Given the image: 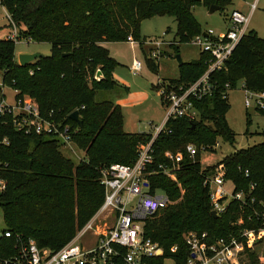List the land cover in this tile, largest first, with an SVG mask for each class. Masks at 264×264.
Masks as SVG:
<instances>
[{
  "label": "trees",
  "instance_id": "16d2710c",
  "mask_svg": "<svg viewBox=\"0 0 264 264\" xmlns=\"http://www.w3.org/2000/svg\"><path fill=\"white\" fill-rule=\"evenodd\" d=\"M0 1L18 27L20 37L51 46L49 56L22 67L16 61L15 43L0 34L1 87L16 91L15 100L35 101L42 119L69 126L72 143L83 153L82 160L74 165L62 156L56 137L24 134L16 129L11 115H1L0 180L5 183L0 191L2 230L31 238L39 248L60 249L101 207V170L112 164L133 165L150 142L153 162L145 176L148 193H162L172 205L145 220L144 234L163 249L164 257H173L179 264L185 262L188 250L183 235L189 231L207 232L214 240L247 226L245 222L235 225L247 213L240 211L236 202L213 218L204 176L217 165L202 169L201 152L190 158L185 148L188 144L205 147L208 153L215 150L217 139L233 144L234 134L225 120L228 99L221 96L225 85L232 91L239 83L250 91H264V39L247 32L224 68L209 74V82L215 86L211 96L192 100L198 120H169L153 141L151 133L126 134L120 105L106 99L118 85L113 79L117 63L105 48L106 43L126 42L129 37L137 42L140 22L164 15L176 23L177 42L189 43L202 33L192 10L198 6L209 9L212 5L222 10L224 0ZM5 27L4 23L0 30ZM209 58L200 52L198 60L180 71V78H200L208 69ZM147 62L151 70L157 69L153 59ZM97 70L103 76L100 82L94 79ZM180 78L170 83L191 85ZM121 87L126 94L128 89ZM98 96L105 99L97 101ZM3 101L0 88V103ZM74 111L79 113L81 127L69 119ZM257 112L264 117V110ZM166 152L182 154L174 173L177 184L162 173V168L171 169L173 165L165 158ZM220 164L226 169L225 180L234 184L235 192L247 191L250 184H255L254 207L258 208V202L264 201V141L234 152ZM245 170L248 178L244 177ZM9 245V240L0 239V257L6 256ZM173 246L178 247L175 254L170 253Z\"/></svg>",
  "mask_w": 264,
  "mask_h": 264
},
{
  "label": "built area",
  "instance_id": "2783aa9c",
  "mask_svg": "<svg viewBox=\"0 0 264 264\" xmlns=\"http://www.w3.org/2000/svg\"><path fill=\"white\" fill-rule=\"evenodd\" d=\"M4 10L6 27L1 30L2 38L16 43L20 38L19 29L11 16ZM251 8V12L253 11ZM248 15L233 10L227 18V30L215 35L212 30L204 32L205 36H195L192 41L200 52L209 55V65L205 73L193 84L183 85L160 82L158 96L166 108L163 124L154 128L153 139L164 130L169 120L185 118L190 122L198 120V113L192 105V100H202L211 96L214 85L209 82V74L224 68L225 62L231 56L240 39L248 32ZM29 41V40H28ZM126 43L135 42L129 37ZM160 42H155L149 52L150 59H157ZM142 69L141 63L134 60L130 71L138 75ZM33 74L32 71L29 72ZM243 87V85H242ZM228 85H225L223 100L228 99ZM243 104L246 109L255 107L256 111L264 110V91L255 92L243 87ZM16 92V91H15ZM17 94V92H16ZM12 116L16 129L24 134L51 135L56 137L61 147L72 145L69 126H60L41 118L38 106L30 98L15 100V106L0 103V116ZM218 146L217 142L214 149ZM190 158L197 151L205 153V147L196 148L188 144L185 148ZM165 158L177 166L182 161V154L175 155L166 152ZM153 162L151 142L138 154L131 166L112 164L101 170L100 183L104 190V200L96 214L75 236L56 251L39 248L31 238H23L10 230H0V239L10 241L5 257H0V264H179L173 257H164L163 249L152 242L144 234L145 220L169 204L163 194L149 195L148 183L145 179L146 170ZM162 168V167H159ZM162 173L170 177L172 169H163ZM226 169L222 164L216 166L213 172L204 176V186L208 187L211 212L216 216L224 214L231 202H236L240 211H247L244 219L240 218L235 225L245 222L244 228L236 234L224 238L210 239L207 232L189 231L183 235V242L188 250V256L182 264H242L245 256L264 242V201L254 207L253 192L255 184H250L247 191L235 192L232 182L225 180ZM244 177L249 172L244 171ZM5 183L0 180V191ZM251 227H248L250 226ZM90 234L91 240L85 243L84 238ZM178 247L170 248L175 254Z\"/></svg>",
  "mask_w": 264,
  "mask_h": 264
},
{
  "label": "rangeland",
  "instance_id": "374dc122",
  "mask_svg": "<svg viewBox=\"0 0 264 264\" xmlns=\"http://www.w3.org/2000/svg\"><path fill=\"white\" fill-rule=\"evenodd\" d=\"M226 1H222L224 3L222 10L212 14H209L208 8L203 6L195 7L192 10L202 32L212 30L215 35L226 32L227 18L231 11L237 10L248 15V32L264 39V0ZM252 7L254 9L251 12ZM4 15V10L0 6V26L5 23ZM176 29V23L172 17L168 15L153 16L140 22L139 41L133 45L126 42H111L105 46L109 55L117 63L113 72V79L118 84L114 87L113 92L106 96V99L114 103L119 102L123 115V130L126 134L146 133L148 131H152V135L155 134L154 127L161 126L166 116V108L161 104L158 96V84L177 81L184 66L199 59V47L193 41L178 43L175 38ZM155 42H160L161 45L158 50V57L154 60L157 69L153 71L149 68L147 60H149V52L153 49ZM50 48L48 43H35L20 37L15 43L16 61L18 63L20 55L39 54L47 57L50 55ZM176 55L180 56L183 67L178 65L175 59ZM134 60L140 62L142 66L137 76L132 75L130 71ZM1 77L2 73L0 72V88H2L4 104L11 107L15 106L16 92L10 87H1ZM194 78L195 76H189L187 79L180 78V80L184 83L193 84L199 79ZM88 84L91 86L90 82ZM121 86L128 89L126 94ZM243 91L242 84L239 83L235 90L228 92L229 111L225 120L234 134L233 144L217 139L218 146L213 152L201 153L200 166L202 169L216 166L234 152L258 145L264 141V117L255 110V107L252 106L249 109L244 107ZM103 99L105 98L101 96L96 98L97 101ZM60 152L74 165H77L83 158V153L74 144L60 147ZM176 167L172 165L173 173L166 178L177 184L174 174L177 170ZM167 205H172V203L169 202ZM2 228H4V223L0 210V230ZM91 239L90 234H88L84 241L86 243ZM251 262L264 264V242L242 260V264H251ZM165 264L172 263L167 261Z\"/></svg>",
  "mask_w": 264,
  "mask_h": 264
},
{
  "label": "water",
  "instance_id": "95a60500",
  "mask_svg": "<svg viewBox=\"0 0 264 264\" xmlns=\"http://www.w3.org/2000/svg\"><path fill=\"white\" fill-rule=\"evenodd\" d=\"M220 10V7L219 6H210L209 9H208V12L209 14H212L216 11ZM203 36H205L204 33H202ZM40 57H42L41 55L39 54H32V55H20L19 56V60H18V65L19 66H26L32 62H34L35 60L39 59ZM175 59L178 63L179 66L182 65V62H181V58L179 55H176L175 56ZM94 79L96 82H100L102 79H103V76H102V73L100 70H97L96 73H95V76H94ZM69 119L73 122H75L79 127L82 126V121L80 119V116H79V113L77 111H74L72 112L70 115H69ZM211 215L213 216V218H217L215 212H211ZM1 238V236H0Z\"/></svg>",
  "mask_w": 264,
  "mask_h": 264
},
{
  "label": "crops",
  "instance_id": "0c3cea01",
  "mask_svg": "<svg viewBox=\"0 0 264 264\" xmlns=\"http://www.w3.org/2000/svg\"><path fill=\"white\" fill-rule=\"evenodd\" d=\"M247 30H248V29H247ZM108 44H109V43H106L105 46H107ZM116 104L120 105L118 101L116 102ZM154 128H155V127H154ZM146 133H152V131H151V132L148 131V132H146Z\"/></svg>",
  "mask_w": 264,
  "mask_h": 264
}]
</instances>
